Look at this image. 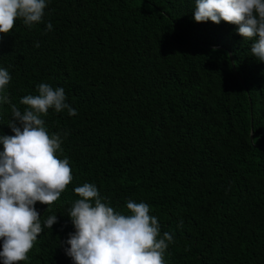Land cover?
<instances>
[{
	"label": "trees",
	"instance_id": "obj_1",
	"mask_svg": "<svg viewBox=\"0 0 264 264\" xmlns=\"http://www.w3.org/2000/svg\"><path fill=\"white\" fill-rule=\"evenodd\" d=\"M194 6L50 0L43 23L18 19L0 34L13 103L23 110L19 99L48 83L77 111L42 117L49 134L68 133L58 155L73 180L51 206L35 205L42 227L58 222L20 264H73L60 241L75 231L68 209L85 182L115 211L149 205L174 237L165 264H264V61L235 25L195 22ZM10 116L0 104V135L13 134Z\"/></svg>",
	"mask_w": 264,
	"mask_h": 264
},
{
	"label": "clouds",
	"instance_id": "obj_2",
	"mask_svg": "<svg viewBox=\"0 0 264 264\" xmlns=\"http://www.w3.org/2000/svg\"><path fill=\"white\" fill-rule=\"evenodd\" d=\"M50 0H0V34L8 35L19 19L31 30L44 22ZM192 18L197 23L222 21L236 26L245 41H254L250 55L264 61V0H195ZM47 23L44 34L52 30ZM35 42V47H39ZM9 71L0 68V104L10 106L7 126L12 135H0V260L2 264H20L28 260L43 228L58 222L47 217L42 227L37 202L48 207L57 201L72 182L67 157L60 158L67 132L49 134L42 117L49 109L56 113L77 111L66 103L62 87L48 83L36 86V95H25L19 105L6 92ZM78 197L67 216L75 229L69 233L64 248L73 264H165V252L174 237L161 235L158 218L150 215L144 202L128 199L126 213L115 211L108 197H102L94 183L74 188Z\"/></svg>",
	"mask_w": 264,
	"mask_h": 264
},
{
	"label": "water",
	"instance_id": "obj_3",
	"mask_svg": "<svg viewBox=\"0 0 264 264\" xmlns=\"http://www.w3.org/2000/svg\"><path fill=\"white\" fill-rule=\"evenodd\" d=\"M229 56H230L231 62L233 63V60H232V57H231V53H229ZM240 81L243 82L242 79H240ZM251 137H252V134H251Z\"/></svg>",
	"mask_w": 264,
	"mask_h": 264
}]
</instances>
